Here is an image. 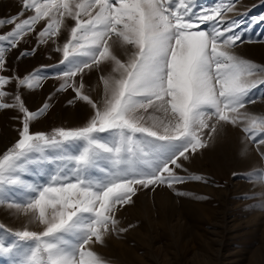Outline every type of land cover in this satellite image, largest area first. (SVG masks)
Instances as JSON below:
<instances>
[{"label":"snow or ice","instance_id":"1","mask_svg":"<svg viewBox=\"0 0 264 264\" xmlns=\"http://www.w3.org/2000/svg\"><path fill=\"white\" fill-rule=\"evenodd\" d=\"M20 3L17 15L0 18V28L12 26L0 33V71L8 49L18 48L26 35L34 33L39 44L63 39L55 48L63 56L55 68L62 72L57 91L71 90L69 104L83 102L92 114L76 128L33 133L31 121L47 103L34 112L19 94L0 102V109L22 114L17 140L0 153V205L8 202L42 226L0 240V257L7 255L8 264H105L92 246L127 231L120 227L119 207L132 203L140 189L202 181L187 173L185 162L206 147V138L230 125L264 146V117L245 109L255 99L253 89L264 91V79L248 77L264 73V66L231 51L240 34L235 21L224 23V13L234 0H217L208 10H197L196 0ZM205 23L208 28L201 27ZM30 51L35 49L18 58ZM40 71L19 78L0 74V89L14 82L35 90ZM91 72L100 73L97 99L85 90ZM7 96L0 90V101ZM29 174L43 179L29 182ZM10 186L25 190L26 199L9 202Z\"/></svg>","mask_w":264,"mask_h":264},{"label":"rangeland","instance_id":"2","mask_svg":"<svg viewBox=\"0 0 264 264\" xmlns=\"http://www.w3.org/2000/svg\"><path fill=\"white\" fill-rule=\"evenodd\" d=\"M216 4L217 0H196V9L208 10ZM20 11V0H0V18H11ZM262 17L264 0H234L231 11L224 13V23L235 21L238 27L234 31L240 34L231 51L260 66H264ZM11 27L0 28V33L7 34ZM201 27L208 28V23ZM63 42L60 39L56 44H39L31 33L18 42V48L6 52V68L0 71L5 77L19 78L44 70L40 71L41 83L35 90L21 89L14 82L0 89L9 94L0 102L11 103L10 97L19 94L30 111L48 104L31 121L33 133L76 128L92 114L83 102L69 104L74 100L71 90L57 91L62 72H55V68L60 66L63 56L55 48ZM32 49L35 51L18 58L22 51ZM99 75L91 72L84 78L85 90L93 99L102 95L97 87ZM248 79H264V73ZM251 94L255 99L245 109L250 115L264 117V91L253 89ZM21 119L22 114L14 108L0 109V153L17 140ZM101 136L107 138L105 134ZM206 139V147L185 162L187 173L202 176V181H188L173 189H140L132 203L118 206L120 227L127 231L113 232L105 236L103 244L92 246L105 264H264V206H260L264 205V179L255 175L264 176V156L260 154L264 146L252 144L230 125L220 129L214 138ZM91 174L101 176L98 170ZM27 179L39 182L43 178L29 174ZM10 187L14 194L9 202L26 199L25 190ZM29 215L23 211L17 214L8 202L0 205V240H11L16 231L42 230V226L29 222ZM8 260L7 255L0 257V264H8Z\"/></svg>","mask_w":264,"mask_h":264}]
</instances>
